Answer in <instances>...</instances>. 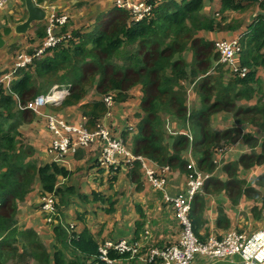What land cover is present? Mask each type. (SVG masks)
Wrapping results in <instances>:
<instances>
[{"label": "trees", "instance_id": "1", "mask_svg": "<svg viewBox=\"0 0 264 264\" xmlns=\"http://www.w3.org/2000/svg\"><path fill=\"white\" fill-rule=\"evenodd\" d=\"M253 2L245 0L244 5ZM201 5L202 0L167 1L153 9L150 20L138 23H132L126 11L113 7L97 16L89 33L73 32L67 41H61L41 56L34 57L27 69H18L11 84L12 94L0 90V264H84L86 261L90 264L98 260L105 242L98 243L86 230L68 236L65 229L56 226L53 228L55 243L62 249L69 247L71 250L68 249L72 256L66 260L58 248L51 255L34 231H21L15 226L18 203L32 192L36 180L41 186V194L54 192L58 196V212L65 193L71 190L56 187L58 178L68 177L66 169L55 163L39 166L33 159V149L18 139V129L34 118L32 112L20 108L54 85L71 86L70 94L61 107L77 106L87 119L89 131L95 130L96 122L107 112L101 100L103 96L112 95L113 101L123 102L128 99L130 90L139 86L141 112L136 115L139 121L130 150L133 155L142 156L162 167L186 169L187 163L181 160L180 155L191 139L197 169L210 175L216 168L213 150L241 139L251 152L241 155L237 162L223 166L228 178L225 182L209 177L204 181L203 189L216 194L224 192L234 205L242 197L253 199L260 202V212L263 213L264 192L260 190L264 189V176H259L253 185H249L238 178L237 171L264 164V141L260 151L256 152L258 141L253 136L242 135L241 129L236 127L216 132L212 130L210 121L217 112L235 111L236 124H249L264 132V98L259 97L251 106L237 105L256 96L257 91L250 86L254 82V72H248L244 77L234 76L226 85L221 82L222 73L219 77L206 75L208 58H216L215 43L194 38L196 32L231 29V26L221 25L224 18L216 23L204 15L200 18ZM244 5L236 0H220L222 12L237 11ZM261 6L264 8V4ZM255 20L240 41L244 47L242 65L250 69L264 67V53H261L264 49V18L256 17ZM45 31L46 26H41L36 33L42 41ZM186 49L193 53L190 81L194 82V91L201 98L200 109L190 113L186 105L187 89L182 85L188 65L181 54ZM90 90L97 94L96 101L82 103ZM164 116L187 127L190 136L176 135L169 143L163 129ZM138 165L134 162L130 178L134 179L139 173ZM203 205V197L198 195L191 203L189 219L193 220V227L194 220L201 216ZM251 210L254 216L258 214L257 207ZM224 224H228L226 217L219 212L216 225ZM73 252L78 253L84 262ZM107 256L112 262L125 257L112 251Z\"/></svg>", "mask_w": 264, "mask_h": 264}, {"label": "crops", "instance_id": "2", "mask_svg": "<svg viewBox=\"0 0 264 264\" xmlns=\"http://www.w3.org/2000/svg\"><path fill=\"white\" fill-rule=\"evenodd\" d=\"M10 1L13 2L12 6H10ZM31 1L35 6L46 12V16L42 21L32 22L27 26H24L28 19L24 0H8L0 8V38L4 41L3 46L0 48V71L2 72L13 70V63L17 55L20 54L19 52L32 54L41 47L42 40L36 33L39 27L46 26V17L52 12L57 16L63 15L66 17L65 23L60 27V32L65 36L63 41H67L72 37L73 32L89 33L93 28L92 18L107 13L114 7V0ZM167 1L180 3L183 0H145V2L153 4L154 9ZM236 1L241 5L245 3V0ZM90 2L91 7L89 6ZM261 4L264 3L254 1L251 4H245L244 8L240 10L222 12L220 0H202L199 17L201 18L204 15L215 23L224 18L225 20L221 25L224 27L229 25L231 29L201 30L196 32L194 38L213 43L236 41L240 48V52L233 57L231 64L227 66L220 62L219 54L216 51V58H208V72L206 75L216 74V77H219V73H222L221 82L226 85L234 76L244 77L248 72H254V82L250 86L257 91L256 96L248 102L240 101L237 105L246 104L251 106L256 103L259 97L264 98V67L254 66L250 69L242 65L241 55L244 47L240 42L250 24L256 22V17L264 18L260 14L264 13ZM261 53H264V49ZM181 57L188 65L186 67V79L182 82V85L187 89L186 105L188 113H190L200 109L201 98L194 91V82L190 81V64L193 61V53L186 49ZM218 66L220 68L216 70ZM242 69L247 72L245 75L240 76ZM96 95L95 91L90 90L82 103L96 101ZM140 98L141 88L139 86L132 88L128 99L123 102L113 101L106 114L95 124V129L97 124L108 129L112 138L123 141L130 152L131 139L136 133V125L139 121L136 115L141 112L139 109ZM61 105L45 106L41 110V115L36 116L33 114V120L30 123L23 124L20 130L18 129V139L24 145H28L33 149V159L39 166L55 163L69 172L66 179L58 178L56 185L58 189H71L64 195L63 205L59 212L60 224L57 226L65 229L68 236L72 233L78 235L86 230L98 243L106 240H124L136 247L134 254H125L124 258L115 260L112 264H160L159 262L146 263L143 260L149 250L157 247L165 248L177 242L179 226L174 218L172 203L168 202L166 197L173 198L185 193L187 169L185 167L167 166L168 170L161 173L164 185L161 189L155 188L145 176L141 164L138 161L129 162L123 154L115 156L118 162L115 169L101 167L97 162V157L103 143L99 139H95L86 149H77L74 153H67L62 156L59 163L54 162L56 155L52 151V135L47 127L46 115L88 130L86 127L87 119L81 115L77 106L62 108ZM234 113L235 111L215 113L210 121L212 130L223 132L233 127L239 128L242 135H251L257 139L258 145L255 147V151L259 152L261 142L264 141V132L249 124H236ZM163 129L166 136L169 137V143H171V137L174 138L176 135L185 134L190 136L187 127L184 128L174 122L169 116H164ZM250 152L251 149L241 139L230 146L224 147L223 150L215 148L213 150V162L216 164V168L209 177L225 182L228 178L222 170L223 166L237 162L241 155ZM180 158L187 165L193 162L196 167L191 151V139L188 147L181 153ZM134 162L139 163V173L132 179L129 174L134 169ZM148 166L156 169L162 167L150 160H148ZM237 176L247 184L253 185L259 176H264V164L250 169H239ZM205 189H208V187L206 186ZM260 191L263 193L264 189ZM43 195L44 193L41 194V186L36 180L32 192L22 203H18L15 226L21 231L31 229L51 255L58 248L68 260L72 256L70 254L71 250L69 247L62 249L58 243H55L54 227L45 223L40 211V202ZM198 196L203 197V211L200 218L194 220V227L193 220L190 221L192 222L193 233L195 231L194 235L200 240L208 236L221 239L229 232H235L247 238L261 227L263 213L260 212V202L242 197L234 205L224 192L216 194V192L204 191L203 188ZM253 207L258 208V214L255 216L251 210ZM219 212L226 217L228 224L216 225ZM145 232H148L147 238L144 237ZM171 240L174 242H171ZM73 254L82 263L84 262L80 259L78 253L73 252ZM238 262L237 257L215 259L194 255L190 264H237ZM84 264H88L87 261Z\"/></svg>", "mask_w": 264, "mask_h": 264}, {"label": "built area", "instance_id": "3", "mask_svg": "<svg viewBox=\"0 0 264 264\" xmlns=\"http://www.w3.org/2000/svg\"><path fill=\"white\" fill-rule=\"evenodd\" d=\"M8 0H0V8ZM264 3V0H254ZM113 6L126 11L132 23L148 21L153 17L154 5L145 2V0H114ZM46 35L42 41L41 47L36 49L33 54L21 52L17 55L13 70L9 72L0 71V90L6 94L11 93V84L14 79V73L18 68H24L31 64L36 56H41L46 50L55 47L65 39L61 34L60 27L65 23L66 17L55 15L53 12L46 17ZM215 49L219 53V60L224 65H230L235 55L240 52L236 41L227 43L218 41L215 43ZM247 71L242 69L240 76L245 75ZM71 86L69 84L54 85L46 93H41L33 100L28 101L23 108L31 111L33 114L41 115V110L45 106H59L70 94ZM106 108L109 109L113 103L112 95L103 96L101 99ZM47 127L52 135V151L56 155L55 161L59 163L62 156L67 153H74L77 149H86L95 140L99 139L103 146L98 151L97 162L106 169H115L118 162L115 158L117 154H123L129 162L138 161L144 171L145 176L153 187L161 189L164 181L161 173L167 171L168 167H149L148 160L142 157H136L126 148L123 141L112 138L110 131L100 124H97L94 131H88L84 128L64 123L50 115L45 116ZM186 191L184 194L173 198L166 197L168 202L172 203L174 208V218L178 222L179 232L177 242L168 245L165 248H153L149 250L146 263L159 262L160 264H190L194 255H200L207 258L231 259L237 257V264H264V211L263 226L257 232L245 237L235 232L225 234L221 239L214 236H208L203 240L198 239L192 229L189 219L191 203L193 199L202 192L204 181L209 175L199 171L193 162L187 167ZM57 196L54 192L44 193L40 202V211L47 225L56 227L59 223V212L57 210ZM148 237V232L144 233ZM112 251L119 255L134 254L136 247L124 240L117 242L105 241L100 248L98 260L90 264H112V260L107 256Z\"/></svg>", "mask_w": 264, "mask_h": 264}, {"label": "water", "instance_id": "4", "mask_svg": "<svg viewBox=\"0 0 264 264\" xmlns=\"http://www.w3.org/2000/svg\"><path fill=\"white\" fill-rule=\"evenodd\" d=\"M25 1V7L28 14L27 22L24 26H27L28 24L32 22H39L45 19L46 12H44L41 8L35 6L31 0H24ZM262 16H264V13H260ZM4 41L0 38V48L3 46Z\"/></svg>", "mask_w": 264, "mask_h": 264}, {"label": "rangeland", "instance_id": "5", "mask_svg": "<svg viewBox=\"0 0 264 264\" xmlns=\"http://www.w3.org/2000/svg\"><path fill=\"white\" fill-rule=\"evenodd\" d=\"M10 3V6H12V4H13V2L12 1H10L9 2ZM89 6L91 7L92 5H91V2L89 3ZM102 14H105V13H102ZM101 15V14H100ZM97 17L95 16V17H93L92 18V24H94V19H96ZM214 52H216V49L214 48ZM19 53H21V52H19ZM213 54V53H212ZM219 54V53H218ZM224 148V147H223ZM223 148H220L221 150H223ZM262 226H263V221H262V224H261V229H262ZM145 235V234H144ZM177 240H178V236H177ZM171 242H174L173 240H171ZM176 243V242H175ZM174 243V244H175ZM171 245V244H170ZM164 246H166V245H164ZM157 248H162V247H157Z\"/></svg>", "mask_w": 264, "mask_h": 264}]
</instances>
